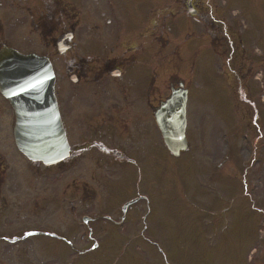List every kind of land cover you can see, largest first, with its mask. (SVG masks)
<instances>
[{"label": "rangeland", "instance_id": "374dc122", "mask_svg": "<svg viewBox=\"0 0 264 264\" xmlns=\"http://www.w3.org/2000/svg\"><path fill=\"white\" fill-rule=\"evenodd\" d=\"M166 1L169 0H163ZM242 5L240 16L243 20V29L244 26L247 29L245 32L243 30V37L249 38L250 47L255 44L262 47L259 51L263 55H254L252 68H257L259 74L262 73L257 82L258 86L264 85V0H242ZM247 7L253 9L252 14L251 10L245 11L248 10ZM256 15H260L257 20L259 24L262 22V28L257 31V36L250 38L252 35L250 27L253 25L250 20L255 21ZM182 18L179 16L175 20L181 29L176 39L182 37L189 27L188 22ZM191 31L195 35L194 47L203 48L202 45L205 44L203 28L195 26ZM176 39L172 43L176 42ZM185 44L189 47L191 41ZM202 55L201 63L206 62L207 67L213 66V63L208 62L215 57L206 56V52ZM251 60L250 56L249 61ZM232 62L230 69L234 68L233 64L235 65V61ZM183 69V74L188 72L186 64ZM225 84L223 83L220 90L228 96L229 88ZM254 86L255 83L251 89ZM199 90L200 86L197 84L196 96L199 95ZM258 95L259 93L253 95V100L246 102L239 100L236 93L231 94L234 105L228 103L232 107V110L228 108V111L223 106L225 103L219 105L217 101L213 107L212 103L209 107L208 105L202 107L204 103L196 102V105L194 103L191 106L193 117L189 133L190 150L177 158H173L165 150L149 158L150 162L153 161L158 166L155 172H149L150 176H144L143 172L146 171L139 174L132 167H115L114 170H109L110 181H104L105 187L98 189L96 200L86 212L107 210L113 219L120 218L116 213L117 201L109 199L116 186L128 192V197L134 194H148V204L140 202L128 209V218L120 223L121 226L115 225L111 228L107 225L101 226V223L87 225L93 226L96 232L93 234V241L90 240L87 244L85 240L81 242L83 246L81 255L70 250L65 253L56 244L46 249L38 247L35 248L34 254L31 253L34 264H202L198 259V251L205 247L203 242H199L204 237L201 227L209 231L205 237L212 236V249L217 250L216 252L212 250L210 262L203 261V264H224L217 253L224 254L229 264H236L232 256L240 245L244 246L241 247L243 256L247 248L255 246L253 264H264V95L262 97ZM236 96L237 98H234ZM250 140H253V144ZM225 144L239 150V156L243 160L251 159L249 152L254 149L255 160L252 159L245 170H240L232 160L217 171L216 163ZM143 160L150 166L148 159L144 157ZM91 174L92 172H84V178H89ZM95 174L103 176L104 173ZM74 175V171L68 172L65 181ZM61 183L62 178L55 177L51 193L55 192L58 195L60 186L63 187ZM89 184L92 185V182L89 181ZM109 186L111 190L107 188ZM92 187L96 190L95 183ZM47 198L51 201L49 196ZM120 199L122 197L118 201ZM49 204H46V207L50 206ZM59 207L55 219H51L50 228L54 229L52 227L54 226L60 231L65 227L64 224H69L70 217L60 204ZM204 218L208 224L201 226ZM78 222L73 232L79 235V231L85 232L87 227ZM94 241L98 243L96 249L91 248V242ZM242 251L236 254L237 259L241 257ZM13 255L12 251L4 257L13 260ZM242 264H245L244 258Z\"/></svg>", "mask_w": 264, "mask_h": 264}, {"label": "flooded vegetation", "instance_id": "af4514ba", "mask_svg": "<svg viewBox=\"0 0 264 264\" xmlns=\"http://www.w3.org/2000/svg\"><path fill=\"white\" fill-rule=\"evenodd\" d=\"M115 1L0 0V51L35 53L51 63L60 119L70 140L69 158L59 164L61 169L76 164L81 172L107 170L114 162L134 164L128 156L144 154L147 141L159 146L152 112L176 81L160 62L168 43L162 41L164 16L155 11L147 20L138 7L130 13ZM222 33L213 28L209 36L213 46L218 42L226 51ZM236 36L229 33L231 47ZM8 108L0 94V122L10 120ZM4 152L0 189L2 173L9 168ZM1 193L0 209H6ZM14 205L21 211L22 203Z\"/></svg>", "mask_w": 264, "mask_h": 264}, {"label": "water", "instance_id": "95a60500", "mask_svg": "<svg viewBox=\"0 0 264 264\" xmlns=\"http://www.w3.org/2000/svg\"><path fill=\"white\" fill-rule=\"evenodd\" d=\"M8 90H6L5 92L7 93ZM179 105L177 104V106L174 105V107L171 108L172 111V115L169 118V126L170 129L168 131L163 130V135H164V140L165 143L167 145V147L174 153L177 154V150L179 148H184L185 147V142H184V138H183V128H184V109H183V105H184V98L182 97L180 99ZM18 106V105H17ZM25 123V122H22ZM54 123L53 121H49V127L47 130V135L45 136V140H46V146L47 147H52V149L58 150L59 147L56 146V138L54 137V133H52L51 129L54 127ZM20 143L23 144L24 143V136H22L19 139Z\"/></svg>", "mask_w": 264, "mask_h": 264}]
</instances>
